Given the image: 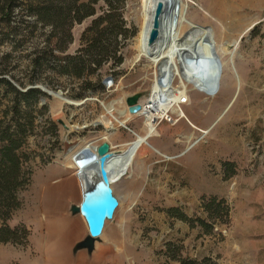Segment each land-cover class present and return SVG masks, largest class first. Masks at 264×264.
<instances>
[{
    "label": "rangeland",
    "instance_id": "rangeland-1",
    "mask_svg": "<svg viewBox=\"0 0 264 264\" xmlns=\"http://www.w3.org/2000/svg\"><path fill=\"white\" fill-rule=\"evenodd\" d=\"M144 2H124L122 19L128 39L119 50L123 60L113 70L105 65L101 83L111 78L114 84L102 90L79 93L81 81L46 64L32 73L29 60L34 49L44 45L50 28L39 25L33 30L18 25L16 19L1 23L0 78L16 86L18 80L23 90L44 87L61 92L73 104L45 95L37 102L22 103L15 116L13 94L0 85V127L22 125L25 137L18 153L29 175L17 193L21 206L8 224L23 225L30 234L25 243L22 238L15 244L0 243V264H54L42 254L49 243L45 209L49 185L63 182L64 177L72 179L74 186L65 203L77 206L83 186L75 169L66 165L72 166L71 158L81 145L120 143L116 149L112 146L119 154L143 134L141 116L125 124L128 130L110 129L117 136L109 138L103 121L110 118L117 126L118 113L124 107L127 110L125 97L139 93L141 99H148L157 79L155 68L146 58L137 57L134 47ZM24 3L17 2V12L25 11ZM177 3L174 26L179 37H185L191 27L209 29L218 64L210 67L208 83L201 87L203 82L190 83L180 73L172 74L173 88L182 91L185 83L188 101L179 108L186 118L178 120L171 114L170 122L157 124V136L144 147L150 158L137 156L123 178L110 184L118 199L112 219L123 215L126 233L122 241L110 245L108 256L99 255L92 264H264V0ZM90 20L74 25L73 43L66 54L79 46L80 34ZM223 47L229 50L225 54ZM87 79L94 82L96 77ZM108 106L114 107V118L106 114ZM172 209L187 220L170 215ZM72 219L70 227L78 240V217ZM80 219L86 235L87 225Z\"/></svg>",
    "mask_w": 264,
    "mask_h": 264
},
{
    "label": "trees",
    "instance_id": "trees-1",
    "mask_svg": "<svg viewBox=\"0 0 264 264\" xmlns=\"http://www.w3.org/2000/svg\"><path fill=\"white\" fill-rule=\"evenodd\" d=\"M19 1L0 0V25L16 19L18 25L26 24L33 30L39 25L40 28H50L44 45L34 49L29 60L31 72L37 73L46 64L49 68H57L62 75L81 81L79 93L90 89L102 90L101 72L105 65L113 70L123 60L119 50L128 39L122 19L125 0H24L25 11L17 12ZM99 2L103 6L97 8ZM88 18L91 22L80 34L79 46L73 54H66L73 43L74 25ZM90 76H95L96 80L89 82L87 78ZM16 82L18 86L0 78V85L13 94L11 111L15 116L19 114L22 103L26 105L29 100L37 102L38 98L46 95L36 88L23 92L24 85L18 80ZM21 128L19 123L0 127V243L15 244L20 238L25 243L30 235L23 225L10 227L8 224L14 210L21 206L17 193L29 179L18 153L21 138L25 137ZM168 212L180 221L187 220L177 209Z\"/></svg>",
    "mask_w": 264,
    "mask_h": 264
},
{
    "label": "bare ground",
    "instance_id": "bare-ground-1",
    "mask_svg": "<svg viewBox=\"0 0 264 264\" xmlns=\"http://www.w3.org/2000/svg\"><path fill=\"white\" fill-rule=\"evenodd\" d=\"M156 1L157 0H145L144 2L145 8H144L143 16L141 18L142 22L136 34L137 36L134 40L135 50L138 51L137 57L142 56L146 58L150 66L151 67L153 66L156 70L154 72L157 79L154 80V83L151 88V93L148 99H141L142 110L139 111L137 114L135 115L128 114L127 110L124 107L122 111L118 113L121 116L122 120L121 119L118 120L115 118L117 120V126L112 124L111 120H109L110 118H108L106 121H103L107 133V138H109L116 134L115 131H111L110 129L117 130L116 129L117 127L122 128L123 125L129 122L134 116H141L144 118V124L143 127L141 128L143 134L136 136V139L128 145L129 149H125L119 154L117 151H114L112 149L117 154H115V157L111 160V169L109 171V178L111 185L121 180V178H123L124 176V173L133 167L135 163L134 160L137 156L142 155L143 160L148 157L150 158V156H148L149 152H147L145 150L146 148L144 147L148 146L147 144L148 140H150L154 136H157L156 135L158 133L156 129L157 124H160L162 121H166L167 123L170 122L166 119V117L169 118V114H175L176 117H178V120L179 119L181 120L182 118L183 119L186 118L184 113H182L179 108L181 105H178V101H180L182 98L187 97L185 91V83H182V87H181L182 91L178 88H173L171 81L172 74L174 72L180 73L181 77L185 81H188L190 83L203 82V84L200 85L201 87L208 83L206 78L209 70L215 67L216 64H218L215 63L216 55L212 56L211 54L212 50L215 53V49H214L215 44L213 41V33H211L209 29L207 30L206 28L191 27V24H189L186 21V23L191 27L190 31L186 33L185 37L184 36L179 37V35L177 34V31L174 26L175 8H176V4H178L177 0H160L163 3H165L166 6H169V10L167 11V14L164 18L165 19L164 27L163 30L161 31L163 43L151 49L148 48L147 38L151 26L150 12L153 4H155ZM167 27L169 28L167 29ZM194 42H196L197 44V49H198L197 54L198 55L200 54L202 57V61L200 60L199 63L196 62L197 59L193 58L196 55L193 49ZM153 49H155L156 51H154ZM221 50L223 51L222 53L224 54L229 51L225 47L221 48ZM185 52L191 54L192 65L193 64L196 65L198 63L197 65L200 71L187 68L183 60V55ZM211 62H213L212 65H210ZM214 79L216 86L217 81H216L215 72H214ZM196 87L197 89L200 88L198 85H196ZM52 97L55 100L58 101L61 100L66 104H73L71 103V100H69L64 96L58 97V94H56V95H52ZM187 101H188V97H187ZM105 111L106 114L113 117L111 113L115 110L113 106H108L106 107ZM74 129L75 127L72 128V131ZM67 130L70 131L69 128ZM188 139L189 138L186 137V140ZM84 148H89L90 150H93L94 145H89V144L87 146L81 145V148H79L78 151ZM75 150L76 149H74V151ZM139 150L140 153L138 154ZM71 163L72 166L69 165L66 166L74 168L77 173L78 167L77 164L75 163V158L73 157L71 158ZM77 176L78 178H80L82 186L84 181L85 182L89 181L91 184L97 181L93 171L91 172L89 171L83 176H79L77 174Z\"/></svg>",
    "mask_w": 264,
    "mask_h": 264
},
{
    "label": "water",
    "instance_id": "water-1",
    "mask_svg": "<svg viewBox=\"0 0 264 264\" xmlns=\"http://www.w3.org/2000/svg\"><path fill=\"white\" fill-rule=\"evenodd\" d=\"M169 6H166L160 0H157L151 8V26L148 32L147 46L149 49L159 46L163 43L161 31L165 23V16ZM169 27H167L168 29ZM193 49L196 55L193 57L196 62L202 61L201 55L197 54V44L193 43ZM156 51L155 49H153ZM212 56L216 54L212 50ZM191 54L185 52L183 60L188 69L199 70L198 63L192 65ZM216 62L218 58L215 56ZM214 59V60H215ZM214 63V64H215ZM195 65V66H194ZM216 68V65H215ZM200 71V70H199ZM48 97L58 94L62 96L61 92L54 93L42 87H35ZM29 89V88H27ZM23 90V92L27 91ZM125 105L128 114L135 115L142 110L141 95L139 93L128 95L125 97ZM116 152L112 150L108 141H102L94 146L93 150L84 148L78 151L75 155V163L77 164V174L83 176L87 172L93 171L95 174L96 182L90 183L89 181L83 183V197L77 206L69 205L68 212L72 217H81L85 225H87V234L85 237L76 244L73 252L78 250H85L87 255H91L94 251L95 245L99 241V236L104 228V223L112 219L116 207L118 206V199L110 187L109 171L111 169V160L115 157Z\"/></svg>",
    "mask_w": 264,
    "mask_h": 264
},
{
    "label": "crops",
    "instance_id": "crops-1",
    "mask_svg": "<svg viewBox=\"0 0 264 264\" xmlns=\"http://www.w3.org/2000/svg\"><path fill=\"white\" fill-rule=\"evenodd\" d=\"M115 136H117V133ZM119 144L115 143L112 146L116 149ZM61 181V183L49 185V189L45 192V209L49 215L50 229L46 236V241L49 243L43 246L42 254L54 264L55 262L61 264H92L97 256H108L112 248L110 245L122 241L125 237L126 218L120 215L106 224L103 234L99 237L100 242L96 243L91 255H87L85 250H78L75 254L73 252L74 247L85 237V234H83L81 219L78 216L79 239L77 240L76 234L72 232L70 227L71 222L75 221L72 218L75 217L70 216L68 212L70 204L65 203L69 196V188L74 186V181L65 177ZM77 186L76 184V190ZM98 244L99 246H97Z\"/></svg>",
    "mask_w": 264,
    "mask_h": 264
},
{
    "label": "built area",
    "instance_id": "built-area-1",
    "mask_svg": "<svg viewBox=\"0 0 264 264\" xmlns=\"http://www.w3.org/2000/svg\"><path fill=\"white\" fill-rule=\"evenodd\" d=\"M103 86H104V88L106 89V88H110V87H112L113 86V80L111 79V78H107V79H105L103 82ZM186 101H187V97H185V98H182L180 101H178V105H184L185 103H186ZM171 116V114H169V118H167L166 117V119L168 120V121H170V119L172 118V117H170ZM134 117H137V116H134ZM123 127L124 128H126L125 127V125H123ZM127 129V128H126ZM128 130V129H127ZM130 131V130H129Z\"/></svg>",
    "mask_w": 264,
    "mask_h": 264
}]
</instances>
